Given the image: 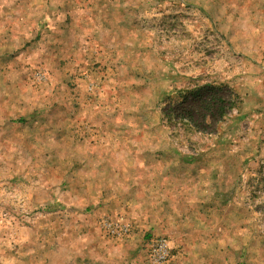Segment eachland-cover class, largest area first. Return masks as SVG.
Wrapping results in <instances>:
<instances>
[{
    "label": "rangeland",
    "instance_id": "rangeland-1",
    "mask_svg": "<svg viewBox=\"0 0 264 264\" xmlns=\"http://www.w3.org/2000/svg\"><path fill=\"white\" fill-rule=\"evenodd\" d=\"M98 91L109 121L117 106L114 122L157 124L171 153L239 160L236 247L264 264V0H0V105L16 112L0 129V264H83L70 250L89 211L69 173L84 167ZM158 237L171 240L145 242L144 264Z\"/></svg>",
    "mask_w": 264,
    "mask_h": 264
},
{
    "label": "crops",
    "instance_id": "crops-1",
    "mask_svg": "<svg viewBox=\"0 0 264 264\" xmlns=\"http://www.w3.org/2000/svg\"><path fill=\"white\" fill-rule=\"evenodd\" d=\"M52 62L55 66L67 62L68 73L75 74V61ZM100 62L108 67L115 61ZM100 75L105 74L100 70ZM112 76L111 72V80ZM135 79L138 81V76ZM93 95L99 105L88 110L93 117L86 122L89 138L78 144L86 147L84 167L69 173L78 179L69 185L71 195L84 188L82 203L89 211L83 218L84 233L73 235L71 255L81 258L83 264H144L145 242L152 236L166 235L173 249L171 264H246L248 251L236 247V218L245 213L227 198L240 171L239 160L225 151L197 159L171 153L157 124L154 127L155 123L144 122L152 126L146 130L142 128L145 124L114 122L112 119L123 114L117 106L109 121L105 104L111 96L100 91ZM56 98L63 96L56 93ZM72 109L67 107V113H73ZM13 110L9 103L0 105V129L11 128ZM24 112L29 114L26 109ZM21 118L17 123L28 126L29 117ZM75 145L76 141L68 143L71 149ZM109 221L127 227L129 232L119 236L110 233L106 228ZM239 239L245 241L246 235L240 232Z\"/></svg>",
    "mask_w": 264,
    "mask_h": 264
},
{
    "label": "built area",
    "instance_id": "built-area-1",
    "mask_svg": "<svg viewBox=\"0 0 264 264\" xmlns=\"http://www.w3.org/2000/svg\"><path fill=\"white\" fill-rule=\"evenodd\" d=\"M107 230L114 235L127 234L129 229L118 223L109 221L106 224ZM170 241L164 237L153 239L148 249V259L151 264H166L171 256Z\"/></svg>",
    "mask_w": 264,
    "mask_h": 264
}]
</instances>
